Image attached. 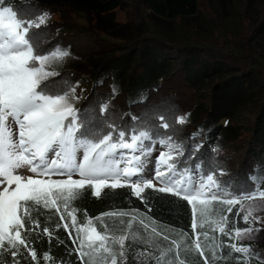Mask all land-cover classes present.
Masks as SVG:
<instances>
[{
    "label": "trees",
    "instance_id": "1",
    "mask_svg": "<svg viewBox=\"0 0 264 264\" xmlns=\"http://www.w3.org/2000/svg\"><path fill=\"white\" fill-rule=\"evenodd\" d=\"M132 1L136 33L116 30V12L125 7L127 0H4V6L17 10L18 17L26 6L25 19L47 14L46 23L40 29H32L29 36L37 53L56 48L68 51L69 55L62 59L66 63L60 60L51 64V70L58 75L46 83L54 79L57 88L75 87L76 98H69L82 120L142 128L145 117L154 109H167V134L183 145L184 155L178 161L183 162L192 153L188 165L200 162L202 170L214 168L221 184L245 185L250 174L264 171V50L251 48V41L264 28V0ZM229 3L234 7L238 3V10L235 8L241 21L237 34L216 12ZM160 21L173 22L177 29L161 31ZM70 59L79 66L68 64ZM83 62L91 68L82 67ZM104 105L107 111H101ZM249 110L255 111L248 119L249 129L231 125L235 116ZM132 116L137 120L130 119ZM181 116L185 123H175ZM224 121L232 129L226 138L231 145L219 148L217 142L225 139L219 140L216 134ZM221 169L223 175L219 174ZM142 198L143 202L130 195L127 188L105 189L100 198L85 190L70 208L77 209L78 224L84 222L85 213L95 218L108 212L135 210L137 220L132 222L128 234L135 233L138 239L125 241V264H154L153 258L162 253H167V260L172 255L168 250L173 248V240L179 242L180 259L185 264H203V258L190 248L193 232L188 227L187 202L153 189H146ZM234 215L235 208L228 217L226 231L232 228ZM130 218L103 216L109 236L125 234ZM140 219L150 225L149 232L154 226L161 233L151 238L145 256L138 255L144 250L140 241L148 237ZM93 223L103 230L99 220L93 219ZM236 227L247 225L237 218ZM205 230L209 231V238L204 241L201 237V241L208 264H237L233 255H227L226 238L207 225L204 229L198 227L196 232ZM185 232L187 237L183 236ZM163 236H168V240ZM55 237L64 240V244L56 246ZM46 239L33 245L38 258L40 245L43 251L49 250ZM232 242L251 247L256 255L248 264H264L263 246L247 240ZM52 244L50 254L54 260L73 264L75 254L69 256L64 251L65 245L73 247L67 232L61 228L54 233ZM212 250L222 258L212 260Z\"/></svg>",
    "mask_w": 264,
    "mask_h": 264
},
{
    "label": "snow or ice",
    "instance_id": "2",
    "mask_svg": "<svg viewBox=\"0 0 264 264\" xmlns=\"http://www.w3.org/2000/svg\"><path fill=\"white\" fill-rule=\"evenodd\" d=\"M25 8L18 17L17 10L0 0V264H68L50 254L54 233L61 228L73 245L71 249L64 247L67 255L75 254L73 264H118V260L125 264V241L138 239L135 233L128 234L137 220L135 210L95 218L85 213L84 222L78 224L77 209L70 208L85 190L100 198L105 189L118 188H127L142 202L146 189L180 197L190 206V248L203 258V264H208L209 257L204 255L201 237L207 241L209 231L196 229L206 225L226 238L227 255H233L237 264H248L256 254L250 246L232 241H251L253 232L264 231L261 217L255 215L264 211V171L250 174L248 183L233 187L219 183L214 168L202 170L200 162L188 165L192 153L178 161L177 157L184 155L183 145L167 134V109H154L142 128L82 120L69 100L70 96L76 98L75 87L57 88L54 79L46 83L58 75L51 64L69 55L68 51L56 48L37 53L29 33L46 23L47 14L25 19ZM101 111H107V105ZM130 119L136 121L137 117ZM175 123L184 124L185 118L178 117ZM156 151L159 155L153 161ZM149 163L153 169L146 178L143 173ZM219 174L223 175L222 169ZM234 208L232 228L226 231ZM116 215L131 218L125 234L110 237L103 216ZM237 218L247 227H236ZM93 219L100 221L103 230H98ZM139 224L148 233L140 241L144 250L138 253L145 256L151 238L161 233L154 226L149 232L150 225L143 219ZM44 238L49 250L43 251L40 245L38 258L33 245ZM55 239L56 246L64 244L59 237ZM163 239L168 240V236ZM172 245L168 250L171 257L165 260L167 253H162L153 258L154 264H185L180 259L179 242L173 240ZM221 258L212 250V260Z\"/></svg>",
    "mask_w": 264,
    "mask_h": 264
},
{
    "label": "rangeland",
    "instance_id": "3",
    "mask_svg": "<svg viewBox=\"0 0 264 264\" xmlns=\"http://www.w3.org/2000/svg\"><path fill=\"white\" fill-rule=\"evenodd\" d=\"M235 7H237L238 10V3L235 5ZM231 3L224 5L223 7H220V9L218 11H216L218 13V16L220 18H223L226 20V25L227 28L230 31H233V33L237 34L238 30H239V26H240V21L241 18L239 16V13L237 12L236 8H235ZM135 7H134V2L131 0H127V3L125 4V7L122 10H119L116 12V19L119 23L118 26H116V30L117 31H128L130 33H136V29H135V15L133 14ZM210 9V8H209ZM149 12H147L148 14ZM258 18V17H256ZM126 24V25H125ZM159 26L161 31H168L171 30L173 28V30L177 29L176 25H174L173 22H159ZM236 27V29H235ZM251 48L253 50H257L260 51L261 49L264 50V28L263 30H261L260 32H258L255 35L254 40L251 41ZM61 62L66 63L65 60H61ZM68 64L74 65V66H79L80 63H78L77 61H75L74 59H70L68 60ZM82 67H88L91 68L89 63L83 62L81 63ZM70 102H73V100H71L69 98ZM74 104V103H73ZM253 114H255V111L249 110L247 112H245L244 114H240L235 116L231 121V125H237V126H241V127H245L249 129V123H248V119L250 116H252ZM264 121V118H263ZM261 121V123L263 122ZM222 126L219 127V130L217 131V138L219 140L221 139H225L223 142L218 143L217 142V146L219 148H223V147H230V143H227V135L232 131V129L229 128V126L226 125V121L222 122ZM159 155V151H156L153 153V161L155 160V157ZM178 158V157H177ZM152 169H153V164L149 163L148 167L145 169L143 175L146 178H150L151 174H152ZM74 178H78V177H74ZM135 179V178H134ZM154 184L157 185V187H159V183L157 181H153ZM255 215H259L261 217V223H260V227L264 228V211L255 213ZM256 225H254L255 227ZM253 239L254 241H256L255 243L263 246L264 244V231H261L259 233L253 232L252 233Z\"/></svg>",
    "mask_w": 264,
    "mask_h": 264
},
{
    "label": "crops",
    "instance_id": "4",
    "mask_svg": "<svg viewBox=\"0 0 264 264\" xmlns=\"http://www.w3.org/2000/svg\"><path fill=\"white\" fill-rule=\"evenodd\" d=\"M247 241H249V240H247ZM252 242H256V241H254V240H251ZM263 247H264V244H263Z\"/></svg>",
    "mask_w": 264,
    "mask_h": 264
}]
</instances>
